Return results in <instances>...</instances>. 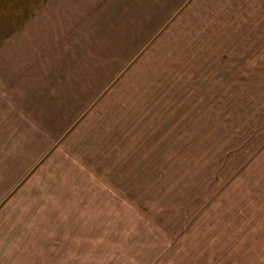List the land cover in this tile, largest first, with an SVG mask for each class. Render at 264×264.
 <instances>
[{
	"label": "rangeland",
	"instance_id": "rangeland-1",
	"mask_svg": "<svg viewBox=\"0 0 264 264\" xmlns=\"http://www.w3.org/2000/svg\"><path fill=\"white\" fill-rule=\"evenodd\" d=\"M216 26L199 47L150 40L127 111L92 140L106 150L92 173L0 214V264H215L237 241L264 256V34Z\"/></svg>",
	"mask_w": 264,
	"mask_h": 264
},
{
	"label": "crops",
	"instance_id": "crops-1",
	"mask_svg": "<svg viewBox=\"0 0 264 264\" xmlns=\"http://www.w3.org/2000/svg\"><path fill=\"white\" fill-rule=\"evenodd\" d=\"M4 6L0 202L7 200L0 214L47 186L62 187L65 176L74 183L73 174L92 173V152L99 160L106 153L93 150L92 140L105 119L127 111V105L117 107L121 89L144 73L140 62L157 50L154 44L145 49L152 39L159 49L188 37L185 47H199L210 24H232L234 34H264L257 29L264 26V0H6ZM167 16L174 19L158 34ZM77 185L78 195L87 182ZM237 243L227 245L226 260L218 257L215 264H226L229 253L231 264H264V256Z\"/></svg>",
	"mask_w": 264,
	"mask_h": 264
}]
</instances>
